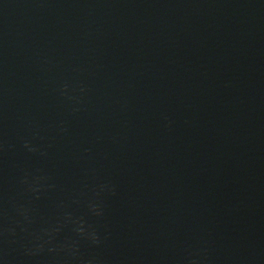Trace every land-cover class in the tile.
I'll use <instances>...</instances> for the list:
<instances>
[{
  "label": "water",
  "instance_id": "1",
  "mask_svg": "<svg viewBox=\"0 0 264 264\" xmlns=\"http://www.w3.org/2000/svg\"><path fill=\"white\" fill-rule=\"evenodd\" d=\"M0 264H264V0H0Z\"/></svg>",
  "mask_w": 264,
  "mask_h": 264
}]
</instances>
